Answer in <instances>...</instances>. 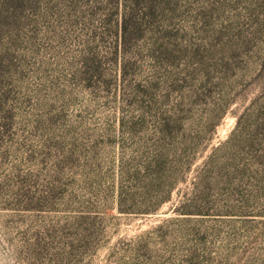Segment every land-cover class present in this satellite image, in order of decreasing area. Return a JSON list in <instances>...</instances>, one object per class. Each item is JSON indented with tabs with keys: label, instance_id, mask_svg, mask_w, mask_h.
I'll return each mask as SVG.
<instances>
[{
	"label": "rangeland",
	"instance_id": "obj_1",
	"mask_svg": "<svg viewBox=\"0 0 264 264\" xmlns=\"http://www.w3.org/2000/svg\"><path fill=\"white\" fill-rule=\"evenodd\" d=\"M0 264H264V0H0Z\"/></svg>",
	"mask_w": 264,
	"mask_h": 264
},
{
	"label": "trees",
	"instance_id": "obj_2",
	"mask_svg": "<svg viewBox=\"0 0 264 264\" xmlns=\"http://www.w3.org/2000/svg\"><path fill=\"white\" fill-rule=\"evenodd\" d=\"M153 112V121H152V130L153 134L157 137V139L165 140L168 139L169 136H173L175 133V128L172 122L167 121L166 118L162 117L161 114L151 106H148V109L144 110L143 114ZM148 127H146L147 129ZM172 155L168 152V147L165 144H161V146H156L154 153L148 157L145 163L141 164V171H145L148 174L149 178L154 180V186L156 191V196L153 203L146 205L144 209H137L138 212L144 214L156 213L159 211L160 207L170 201L172 199V193L175 188V183L169 181V183H162L163 174L169 173L168 166L176 163V160L171 158ZM186 168L190 170L193 161L188 158L186 161ZM170 180V179H169ZM163 189V190H162ZM132 208L125 207L120 204V210L123 212H130ZM135 211V209H134ZM182 214H191L190 211L179 210Z\"/></svg>",
	"mask_w": 264,
	"mask_h": 264
}]
</instances>
